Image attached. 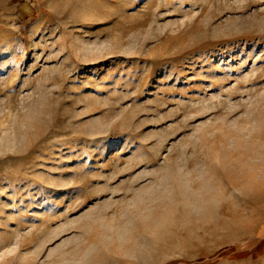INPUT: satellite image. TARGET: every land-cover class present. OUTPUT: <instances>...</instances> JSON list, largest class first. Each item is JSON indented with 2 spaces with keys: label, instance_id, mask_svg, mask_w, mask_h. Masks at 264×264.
<instances>
[{
  "label": "rangeland",
  "instance_id": "1",
  "mask_svg": "<svg viewBox=\"0 0 264 264\" xmlns=\"http://www.w3.org/2000/svg\"><path fill=\"white\" fill-rule=\"evenodd\" d=\"M0 264H264V0H0Z\"/></svg>",
  "mask_w": 264,
  "mask_h": 264
}]
</instances>
